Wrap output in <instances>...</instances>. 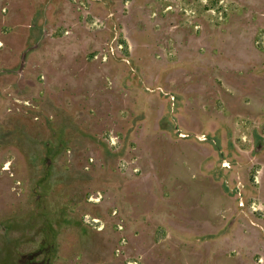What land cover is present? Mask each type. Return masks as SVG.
Returning <instances> with one entry per match:
<instances>
[{
    "label": "rangeland",
    "instance_id": "rangeland-1",
    "mask_svg": "<svg viewBox=\"0 0 264 264\" xmlns=\"http://www.w3.org/2000/svg\"><path fill=\"white\" fill-rule=\"evenodd\" d=\"M0 264H264V0H0Z\"/></svg>",
    "mask_w": 264,
    "mask_h": 264
},
{
    "label": "crops",
    "instance_id": "crops-1",
    "mask_svg": "<svg viewBox=\"0 0 264 264\" xmlns=\"http://www.w3.org/2000/svg\"><path fill=\"white\" fill-rule=\"evenodd\" d=\"M257 217V216H256ZM258 218V217H257ZM259 219V218H258Z\"/></svg>",
    "mask_w": 264,
    "mask_h": 264
}]
</instances>
